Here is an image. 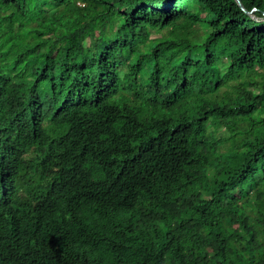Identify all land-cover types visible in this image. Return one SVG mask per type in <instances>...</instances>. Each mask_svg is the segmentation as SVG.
Listing matches in <instances>:
<instances>
[{"label":"trees","instance_id":"trees-1","mask_svg":"<svg viewBox=\"0 0 264 264\" xmlns=\"http://www.w3.org/2000/svg\"><path fill=\"white\" fill-rule=\"evenodd\" d=\"M239 1L0 0V264H264V0Z\"/></svg>","mask_w":264,"mask_h":264},{"label":"rangeland","instance_id":"rangeland-1","mask_svg":"<svg viewBox=\"0 0 264 264\" xmlns=\"http://www.w3.org/2000/svg\"><path fill=\"white\" fill-rule=\"evenodd\" d=\"M208 18H211V15H207V16H206V19H208ZM112 27H113V23H111V25H110V29H111ZM16 38H19V36H17ZM159 39H160L159 36H152V38H151V43L154 44V43L157 42ZM196 40H197V41H200L201 39H200V37H196ZM86 49H87V48H86ZM190 74H192V75L194 76V80H196V79L198 78V76H199L200 73H199L198 71L194 70V69H191ZM249 91L251 92V89H249ZM249 91H248V92H249Z\"/></svg>","mask_w":264,"mask_h":264},{"label":"water","instance_id":"water-1","mask_svg":"<svg viewBox=\"0 0 264 264\" xmlns=\"http://www.w3.org/2000/svg\"><path fill=\"white\" fill-rule=\"evenodd\" d=\"M237 5L244 11V12H247L243 9L242 5H241V2L239 0H235ZM248 14H250L251 12H247ZM263 16H264V13H263Z\"/></svg>","mask_w":264,"mask_h":264}]
</instances>
